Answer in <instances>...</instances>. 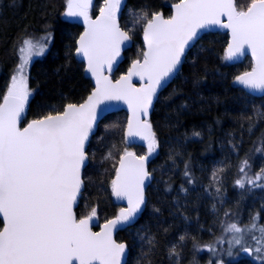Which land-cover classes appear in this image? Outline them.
<instances>
[{
	"label": "trees",
	"instance_id": "trees-1",
	"mask_svg": "<svg viewBox=\"0 0 264 264\" xmlns=\"http://www.w3.org/2000/svg\"><path fill=\"white\" fill-rule=\"evenodd\" d=\"M63 1L0 0V102L7 95L20 41L51 37L45 57L29 70L28 86L35 93L26 103L22 125L62 112L70 103L80 104L93 88L75 56L83 23L61 19ZM179 1L124 0L117 18L131 46L114 79L142 58L141 34L148 20L158 13L169 17V6ZM251 2L235 0L236 9L245 11ZM227 41L222 33H207L197 41L154 105V152L146 156L145 145L132 147L134 154L147 158L152 182L143 212L115 236L127 245L126 264H203L204 249L215 242L225 223L248 226L256 217L257 227L264 226V190L242 180L264 170V97L254 98L237 86L236 78L252 63L246 58L228 65ZM125 118L124 113L106 116L89 142L84 190L75 210L78 219L95 209L100 224L123 209L114 204L112 181L128 148ZM237 181H244L243 187ZM246 235L256 246L252 235ZM235 264L261 263L246 259Z\"/></svg>",
	"mask_w": 264,
	"mask_h": 264
},
{
	"label": "snow or ice",
	"instance_id": "snow-or-ice-1",
	"mask_svg": "<svg viewBox=\"0 0 264 264\" xmlns=\"http://www.w3.org/2000/svg\"><path fill=\"white\" fill-rule=\"evenodd\" d=\"M92 0H67L66 16L82 17L85 31L79 37L76 54L87 61L86 71L96 81V89L83 104H68L62 112L35 119L22 129L17 127L20 114L30 95L24 64L19 76L0 104V264H121L124 244L112 240V230L129 221L143 203L142 185L148 173L144 156L125 152L120 168L112 181L117 198H127L128 208L109 220L100 232H93L90 221L96 214L78 219L73 204L83 185L81 167L86 160L85 141L96 119V108L105 100L123 101L132 115L127 136L148 142L149 154L156 141L147 116L157 89L164 86L185 47L198 29L219 25L231 32L226 59L251 51L254 66L236 79L249 89L264 90V0H252L247 11H237L234 0H180L174 4V15L164 19L154 15L143 29L147 51L143 60L132 63L126 75L111 80L103 74L109 71L120 55V45L130 39L117 23L122 0H104L100 16L89 17ZM226 16L227 23L220 17ZM21 52L31 51L33 45L25 41ZM42 51V49H41ZM37 54H40L39 52ZM142 82L133 87L132 78ZM264 172V170H262ZM257 180L260 176L256 177ZM243 187L242 181H237ZM249 183H252L250 180ZM256 217L245 228L236 223L225 231L253 235L255 248L243 247L264 257V226L257 227ZM243 236H234L230 245H242ZM231 254V252L229 253Z\"/></svg>",
	"mask_w": 264,
	"mask_h": 264
},
{
	"label": "water",
	"instance_id": "water-1",
	"mask_svg": "<svg viewBox=\"0 0 264 264\" xmlns=\"http://www.w3.org/2000/svg\"><path fill=\"white\" fill-rule=\"evenodd\" d=\"M97 0H92V3H91V6L89 8V10H91L95 4ZM180 2V1H179ZM177 2V3H179ZM234 3H235V0H234ZM176 4V3H174ZM174 4H171L169 6V9H170V15L169 17H163L160 13H158V15L162 16L164 19H169L171 18V16L174 15ZM238 11V10H237ZM247 11V9L245 10ZM157 15V14H155ZM100 16V14H97L95 15L94 17H91L92 20H96L98 17ZM154 16V15H153ZM222 23H227V17L226 16H222L220 17ZM117 23L120 27V23H119V19L117 18ZM147 24V23H146ZM146 24L144 25V27L146 26ZM143 27V29H144ZM120 29L123 31V29L120 27ZM85 31V24L83 22L82 24V31L81 33L79 34L76 42H75V56L76 58L81 62L83 63V66H84V75L86 78H88L92 85H93V88L92 90L90 91V93L86 96V98L80 103V104H83L87 98L92 94V92L95 91L96 89V81L95 79L92 77L91 73L87 72L86 69H87V61L84 60V58L82 56H78L76 54V48H78V43L77 41L79 40V37L84 33ZM207 33H222V34H226L227 35V38H228V41H227V45H226V48H225V52H224V59H225V62L228 64V65H235V64H239L241 63L242 61H244L246 58H249L251 60V63H252V68L254 66V60H253V57L251 55V51L248 50L247 48H245L244 50V53L241 54V55H236L234 56L233 58L231 59H226V52H227V49H228V45L229 43L231 42V32L229 29L227 28H223V27H220L219 25H209L205 28H201V29H198V32H197V36L189 42L188 46L185 47V50H184V53L183 55L181 56L180 58V63L176 66V68L173 70V72L170 74V76L168 78H166V82L164 83V86L161 87V88H158L157 89V92L155 94V96L153 97V100H152V104L150 105L149 109H148V115L145 117L143 115L140 116V119L141 121L143 122L144 120H147L148 124H150V117H151V114L153 112V109H154V105L159 97V95L170 85V83L174 80V78L176 77V75L179 73L183 63H184V60L188 54V52L193 48V46L197 43V41L204 35V34H207ZM141 40H142V43H143V52L144 51H147V48H146V45H145V42H144V33H143V30H142V34H141ZM131 46V39L127 40V41H124V43H122L120 45V55L116 58V61L115 63L112 65V69L111 71H109L107 69V67H105V69L103 70V74L105 76H107L109 79L115 81V80H118L120 79L121 76L123 75H126L129 68L131 67L132 63L130 64V66L128 67V69L125 71V73H123L122 75L118 76L117 78H113V75L115 74V72L117 71L118 67L120 66V64L122 63L123 61V54L124 52L130 48ZM141 61L143 60V54H142V58L140 59ZM252 68L247 71V72H251ZM244 73H242L241 75H243ZM239 75V76H241ZM132 84H133V87L135 88H140L143 84H146V81H141L138 77H133L132 78ZM236 84L238 87H240L245 93H247L248 95L254 97V98H262L264 97V90H256V89H249L247 87H245L243 84L239 83L236 79ZM4 98V97H3ZM3 98L0 102V104H3ZM79 105V104H77ZM67 106V105H66ZM65 106V107H66ZM64 107V108H65ZM26 109H27V105L25 103L24 105V110L23 112L20 114V118L18 120V123H17V127L19 128H23V127H26L29 123H31L32 121L28 122L27 124L25 125H22V122L24 120V117H25V113H26ZM96 112H97V115H96V119L95 121L93 122V126H92V131L89 133V136H88V139L85 141V155H86V160L84 162V164L82 165L81 167V172H80V175H81V179H82V175H83V171L84 169L86 168L87 164H88V156H87V148H88V145H89V142L91 140V138L96 134L97 132V128L99 126V124L101 123V121L108 115H111V114H116V113H124L126 115V124H125V127H124V130H123V138H124V141L126 142V144L128 145V147H140V146H144L145 144H147L148 142L145 141V140H142L140 139L139 137H128L127 136V129H128V121H129V118L131 117L132 113L131 111L129 110L128 108V105L126 103H124L123 101H116V100H105L101 103L98 104L97 108H96ZM151 131L153 133V130H152V127H151ZM132 153V152H131ZM134 154V153H133ZM136 157H139L137 156L136 154H134ZM120 168V159L118 161V164H117V167H116V171H115V175H114V178L113 180L116 179V176H117V170ZM144 169L145 171L148 173V176L144 179V182H143V185H142V189H143V203L140 205L139 209L137 210L136 213H134L133 217H136V216H139L143 210H144V207H145V203H146V197H145V194H146V191L148 189V187L150 186L151 182H152V174L149 172L148 170V167H147V163L146 161H144ZM83 181V179H82ZM84 190V183L80 189V193L78 194L77 198H76V202L73 204V213L74 215L76 216L75 214V210L78 206V202H79V199H80V196L82 194ZM112 198H113V201H114V204L117 205L118 207H123L124 209H127L128 208V200L127 198H117L114 194H113V191H112ZM85 218V217H84ZM116 218V217H115ZM113 218V219H115ZM113 219H110V220H113ZM3 220V217L0 216V221L2 222ZM109 221V220H108ZM104 222V223H101L99 224L98 223V219L96 217V215L92 218V220L90 221V228L93 232H100L102 229H103V226L108 222ZM99 224V227L97 230H95L94 228H96ZM3 226V225H2ZM124 227V223H121V224H118L113 230H112V233H111V237H112V240L114 242H116L117 244H124L125 245V251L121 257V264H126L127 262V257H128V248H127V245L123 242H118L116 241V234ZM2 229V227H1ZM241 253L245 256H249L250 254L248 252H245V251H241Z\"/></svg>",
	"mask_w": 264,
	"mask_h": 264
},
{
	"label": "rangeland",
	"instance_id": "rangeland-1",
	"mask_svg": "<svg viewBox=\"0 0 264 264\" xmlns=\"http://www.w3.org/2000/svg\"><path fill=\"white\" fill-rule=\"evenodd\" d=\"M123 3H124V0H122L121 8L123 6ZM63 5H64V11L61 14L62 20L78 21L81 23L84 22L82 17L66 16L65 13L67 11V0L63 1ZM102 7H104V0H99L98 2H96L94 7L91 10H88L89 17H91L92 12H96L97 14H100V9ZM121 8H120V10H121ZM120 10L117 12V16H118ZM25 41L31 42L33 47L31 49V51L21 52V49L25 48V43H24ZM50 41H51V37L49 35H43L40 38H37L35 40L32 39L31 37H28V38H25V39L20 41L19 50H18V61H17V64L15 66L14 72L11 76L8 88L11 87V85H12V78L14 76L20 75L18 69L21 66V64H23L22 58H27V61H28L27 64H24V73H23V75L26 77L27 85H28V74H29L30 67L36 60H39V59H42L45 57V55L48 51V48L50 46ZM41 49H42V51H41ZM38 52L40 54H37ZM28 90L30 92V95L28 96L26 103L32 98V96L35 93V90L30 89L29 86H28ZM7 92H8V89H7ZM144 151L146 153V156H150L154 152V151H152L151 154H149L148 143L145 144ZM125 152L134 153L136 151L133 148L128 147L125 149ZM257 176H260L259 180L256 179ZM242 180L247 181V182H249L251 180L252 183H249V185L258 186L257 188L259 190H262V189L264 190V172H262V170L252 174V177L250 179H247L244 177ZM244 181H242V182H244ZM121 210L117 213L116 216H118L120 214ZM232 223H236L241 228H245L247 226L245 224L243 225L239 222H233V221L225 223L222 226L220 234L216 238L215 242H213L211 245L207 246L204 249L203 252L206 255V261L203 264H235V263L242 261L244 258L251 259L252 261H256V262H259L261 264H264V257L258 256L254 251L249 256H245V255L241 254V251L243 250L244 246H248V247H251L253 249L255 248V246H252L249 238L248 239L245 238V237H247V235L245 236L246 233H233V232L225 231V229L228 227V225H230ZM98 227H99V224L94 229L97 230ZM248 235L253 236L254 233L249 232ZM234 236H243L244 237L242 245H236L235 243H232L230 245L229 242L233 240ZM230 252H231V254H229Z\"/></svg>",
	"mask_w": 264,
	"mask_h": 264
},
{
	"label": "flooded vegetation",
	"instance_id": "flooded-vegetation-1",
	"mask_svg": "<svg viewBox=\"0 0 264 264\" xmlns=\"http://www.w3.org/2000/svg\"><path fill=\"white\" fill-rule=\"evenodd\" d=\"M124 225H125V223H124ZM242 254V253H241ZM243 260H246V258H244ZM249 260H251V259H249Z\"/></svg>",
	"mask_w": 264,
	"mask_h": 264
}]
</instances>
